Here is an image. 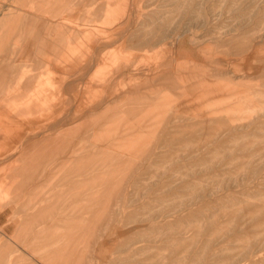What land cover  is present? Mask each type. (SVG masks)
<instances>
[{"label":"rangeland","instance_id":"374dc122","mask_svg":"<svg viewBox=\"0 0 264 264\" xmlns=\"http://www.w3.org/2000/svg\"><path fill=\"white\" fill-rule=\"evenodd\" d=\"M29 9L0 42V264H264V0H0Z\"/></svg>","mask_w":264,"mask_h":264},{"label":"crops","instance_id":"0c3cea01","mask_svg":"<svg viewBox=\"0 0 264 264\" xmlns=\"http://www.w3.org/2000/svg\"><path fill=\"white\" fill-rule=\"evenodd\" d=\"M21 4H24V3L21 2L20 5ZM29 10H27L29 12L24 13L25 15H20V13L18 15V12L10 13V11H6L5 13L0 14V42H4V43L15 42L18 44L20 42V44L22 45L30 44L29 43V41L31 42L30 32H32L33 27L37 25V24H34L33 21L34 22L36 21L37 23L40 22L39 18L30 19V17L31 16L34 17L37 14L38 16H35V17H39L41 13L40 12L38 13V11L35 12L32 9H29ZM16 11H19V10H16ZM20 33H22V35H20ZM21 177H22V180L20 179V182L22 183V187L20 189H22V191L24 192L25 190H28L26 189L24 167H23V172L20 178ZM17 181L19 182V180ZM27 185H30V184H27Z\"/></svg>","mask_w":264,"mask_h":264},{"label":"bare ground","instance_id":"6f19581e","mask_svg":"<svg viewBox=\"0 0 264 264\" xmlns=\"http://www.w3.org/2000/svg\"><path fill=\"white\" fill-rule=\"evenodd\" d=\"M181 13H182V12H181ZM263 16H264V15H263ZM263 19H264V18H263ZM134 35H135V34H134ZM255 39H257V37H256ZM255 39H254V40H255ZM261 41H263V40H261ZM251 42H253V41H251ZM255 42H256V41H255ZM258 42H259V41H258ZM252 45H253V44H252ZM261 45H263V44H261ZM249 47H251V46H249ZM254 50H255V49H254ZM260 51H261V50H260ZM236 60H237V59H236ZM233 63H234V62H233ZM220 74H221V73H220ZM202 84H203V83H202ZM202 84H201V85H202ZM66 85H67V84H66ZM199 85H200V84H199ZM203 85H204V84H203ZM251 111H253V110H251ZM198 115H199V114H198ZM251 115H252V114H251ZM259 115H260V114H259ZM257 116H258V115H257ZM260 116H261V115H260ZM259 118H261V117H259ZM207 121H208V120H207ZM207 121H205V122L207 123ZM205 122H203V123H205ZM253 122H254V121H253ZM203 123H202V124H203ZM206 123H205V124H206ZM248 123H249V122H248ZM255 123H256V122H255ZM193 124H194V122H193ZM195 124H196V123H195ZM197 124H198V123H197ZM197 124H196V125H197ZM199 124H200V123H199ZM206 125H209V124H206ZM212 125H213V123H212ZM212 125H209V126L211 127ZM248 125H249V124H248ZM255 125H256V124H255ZM197 126H198V125H197ZM202 126H203V125H202ZM213 126H214V125H213ZM246 126H247V125H246ZM261 126H262V125H261ZM235 127H236V126H235ZM237 127H238V126H237ZM237 127H236V128H237ZM243 127H244V126H243ZM243 127H242V128H243ZM258 127H260V125H258ZM258 127H257V128H258ZM203 128H204V127H203ZM205 128H206V127H205ZM236 128H235L234 130H236ZM240 128H241V127H240ZM246 128H247V127H246ZM257 128H255V129H257ZM262 128H263V127H262ZM262 128H258L257 130H259V129L261 130ZM206 129H208V128H206ZM237 130H238V128H237ZM257 130H256V132H257ZM240 131H241V130H240ZM227 132H228V131H227ZM236 132H237V131H236ZM242 132H243V131H242ZM248 132H249V131H248ZM252 132H253V131H252ZM252 132H251V133H252ZM251 133H250V134H251ZM225 134H227V133H224V136H225ZM250 134H249V135H250ZM220 135H221V134H220ZM222 135H223V134H222ZM249 135H248V136H249ZM251 135H252V134H251ZM257 135H258V133H257ZM257 135H256V136H257ZM261 135H262V134H260V135H258V136H261ZM229 136H230V135H229ZM239 136H240V135H239ZM256 136H254V137L256 138ZM209 137H210V136H209ZM218 137H219V136H218ZM236 137H238V136L236 135ZM249 137H250V136H249ZM252 137H253V136H252ZM254 137H253V138H254ZM229 138H230V137H229ZM229 138H228V139H229ZM233 138H234V137H233ZM250 138H251V137H250ZM219 139H220V138H219ZM257 139H258V138H257ZM225 140H226V139H225ZM225 140H224L223 142H225ZM253 140H254V139H253ZM226 141H227V140H226ZM249 141H252V140H249ZM228 142H229V141H228ZM226 143H227V142H226ZM221 144H222V143H221ZM228 144H230V142H229ZM224 145H225V144H224ZM225 146H226V145H225ZM221 147H222V145H221ZM216 148H217V147H216ZM224 148H226V147H224ZM228 148H229V147H228ZM207 149H208V148H207ZM199 151H200V150H199ZM212 151H213V150H212ZM214 152H215V151H214ZM208 155H209V154H207V156H208ZM21 156H22V155H21ZM241 156H242V155H241ZM19 157H20V156H19ZM22 157H23V156H22ZM202 157H203V156H202ZM226 157H227V156H226ZM226 157H225V158H226ZM233 157H234V155H233ZM246 158H247V157H246ZM196 159H197V158H196ZM198 159H199V158H198ZM230 159H232V157H231ZM234 159H235V158H234ZM244 159H245V158H244ZM194 160H195V159H194ZM203 160H205V159H203ZM219 160H220V158H219ZM224 160H225V159H224ZM228 160H229V158H228ZM240 160H241V158H240ZM198 161H199V160H198ZM198 161H197V162H198ZM201 161H202V159H201ZM220 161H221V160H220ZM220 161H219V162H220ZM253 161H254V160H253ZM253 161H252L251 163H254ZM197 162H196V163H197ZM230 162H231V161H230ZM230 162H229V163H230ZM262 162H263V160H262ZM201 163H202V162H201ZM224 163H225V162H224ZM224 163L222 162V164H224ZM255 163H256V162H255ZM202 164H203V163H202ZM218 164H220V163H218ZM222 164H220V165H222ZM225 165H226V164H225ZM259 165H260V164H259ZM234 166H235V165H234ZM246 166H247V165H246ZM255 166L258 167L257 165H255ZM194 167H195V166H194ZM236 167L239 168V166H236ZM220 169H221V168H220ZM248 169L251 170V168H248ZM232 170H233V169H232ZM233 171L236 172V170H233ZM248 171H249V170H248ZM226 172H227V171H225V173H226ZM229 172H230V171H229ZM219 173H220V172H219ZM222 173H223V172H222ZM249 173H250V172H249ZM226 174H227V173H226ZM226 174H225V175H226ZM231 174H233V173L231 172ZM222 175L224 176V174H222ZM227 175H228V174H227ZM218 176H219V174H218ZM220 177H221V176H220ZM226 177H227V176H226ZM228 177H229V176H228ZM228 177H227V178H228ZM191 178H192V177H191ZM208 178H209V177H208ZM218 178H219V177H218ZM227 178H226V179H227ZM229 178H230V177H229ZM263 179H264V178H263ZM202 180H204V179H202ZM208 180H209V179H208ZM218 180H220V179H218ZM211 181H212V180H211ZM215 181H216V180H215ZM225 181H228V180H225ZM232 181H233V180H232ZM246 181H247V180H246ZM249 181H250V180H249ZM220 182H222V181H220ZM223 182H224V181H223ZM195 183H196V182H195ZM197 183H198V182H197ZM199 183H200V182H199ZM201 183H202V182H201ZM201 183H200V184H201ZM214 183H216V182H214ZM214 183H212V184H214ZM225 183H226V182H225ZM239 183H240V182H239ZM247 183H248V182H247ZM249 183H250V182H249ZM253 183H254V181H253ZM185 184H186V183H185ZM185 184H183L182 186H184ZM187 184H188V183H187ZM189 184L192 186V183H189ZM222 184H223V183H222ZM194 185H195V184H194ZM194 185H193V186H194ZM208 185H209V183H208ZM214 185H215V184H214ZM217 185H220V184H216V187H217ZM224 185H225V184H224ZM232 185H233V184H232ZM255 185H256V184H255ZM255 185H254V186H255ZM185 186H186V185H185ZM238 186H239V185H238ZM259 186H260V185H259ZM259 186H257V187H259ZM196 187H197V186H196ZM191 188H192V187H191ZM204 188H205V187H204ZM204 188H203V189H204ZM242 188H243V187H241V189H242ZM244 188H245V187H244ZM192 189H193V188H192ZM200 189H202V188H200ZM205 189H206V188H205ZM205 189H204V191H205ZM254 189H255V188H254ZM256 189H257V188H256ZM259 189H260V188H259ZM183 191H184V190H183ZM194 193H195V192H194ZM201 195H202V194H201ZM208 195H209V194H208ZM98 198H99V197H98ZM227 199H228V197H227ZM246 205H247V204H246ZM246 205H245V206H246ZM248 205H249V204H248ZM249 207H250V206H249ZM197 213H198V212H197ZM240 213H241V212H240ZM226 214H227V213H226ZM256 214H257V213H256ZM256 214H255V215H256ZM227 215H228V214H227ZM232 215H233V214H232ZM211 217H212V216H211ZM252 217H253V216H252ZM256 217H257V218H264V214H262V213L259 212V214L256 215ZM214 218H216V215H215ZM219 218H220V217H219ZM208 219H209V217H208ZM205 221H206V219H205ZM210 223H211V222H210ZM210 223H209V224H210ZM208 226H209V225H208ZM210 226H211V224H210ZM226 232H227V231H226Z\"/></svg>","mask_w":264,"mask_h":264}]
</instances>
